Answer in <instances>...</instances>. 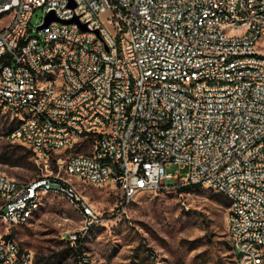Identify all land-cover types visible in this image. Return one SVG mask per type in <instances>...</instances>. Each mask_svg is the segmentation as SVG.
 Returning <instances> with one entry per match:
<instances>
[{
	"label": "built area",
	"instance_id": "1",
	"mask_svg": "<svg viewBox=\"0 0 264 264\" xmlns=\"http://www.w3.org/2000/svg\"><path fill=\"white\" fill-rule=\"evenodd\" d=\"M39 7L57 20L32 37ZM4 125L38 176L0 173V264H36L14 229L48 194L79 211L74 245L101 217L87 187L125 212L169 182L228 199L239 263L264 264V0H0Z\"/></svg>",
	"mask_w": 264,
	"mask_h": 264
},
{
	"label": "rangeland",
	"instance_id": "2",
	"mask_svg": "<svg viewBox=\"0 0 264 264\" xmlns=\"http://www.w3.org/2000/svg\"><path fill=\"white\" fill-rule=\"evenodd\" d=\"M44 8L31 18L30 36L45 21ZM10 126L0 127V173L25 183L38 176L29 147L8 139ZM187 168L172 164L166 172L184 177ZM173 183L138 194L125 212L118 204L122 192L112 185L87 187L101 217L83 238L84 264H240L227 232L229 205L222 195L198 186L179 193ZM82 227L79 211L65 198L48 194L39 213L14 236L35 261L75 264L64 236Z\"/></svg>",
	"mask_w": 264,
	"mask_h": 264
},
{
	"label": "trees",
	"instance_id": "3",
	"mask_svg": "<svg viewBox=\"0 0 264 264\" xmlns=\"http://www.w3.org/2000/svg\"><path fill=\"white\" fill-rule=\"evenodd\" d=\"M32 154H33V157H34L33 151H32ZM196 187H198V186H196V185H186V186L178 188V192L180 194L181 193H185V192H188L191 189L196 188ZM226 200L228 202V205H230L228 199H226ZM67 244H68L67 246L69 247L70 252L75 257V260H76L75 264H84L85 255H84V252H83V240H81V239L78 240L74 245H72L70 242L67 241ZM49 261L50 260H47V261L44 262V260H40L39 258H37L36 259V264H49Z\"/></svg>",
	"mask_w": 264,
	"mask_h": 264
},
{
	"label": "water",
	"instance_id": "4",
	"mask_svg": "<svg viewBox=\"0 0 264 264\" xmlns=\"http://www.w3.org/2000/svg\"><path fill=\"white\" fill-rule=\"evenodd\" d=\"M55 20H57V17L55 15V13L54 12H51L50 14H48L46 16V18H45V24L42 25V26H39V29H43V28L49 26ZM82 28L84 30H87V25L86 24L82 25Z\"/></svg>",
	"mask_w": 264,
	"mask_h": 264
}]
</instances>
